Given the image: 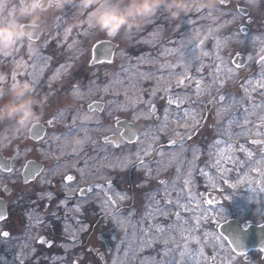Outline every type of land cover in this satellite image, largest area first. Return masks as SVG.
<instances>
[{"label": "rangeland", "instance_id": "obj_1", "mask_svg": "<svg viewBox=\"0 0 264 264\" xmlns=\"http://www.w3.org/2000/svg\"><path fill=\"white\" fill-rule=\"evenodd\" d=\"M72 3L77 4L78 0H73ZM69 5L62 12L49 14L44 26L45 34L58 31L72 36V32L76 30L83 35L84 39H79L71 46L76 47L80 52L83 51L81 42L84 41L91 46L102 38L114 41L117 44L114 60L96 69L104 75L107 74L110 83L107 88L104 87L102 90L100 88L99 92L101 91L104 97L107 94L109 101H117V103L110 107L109 101H106L107 108L104 114L93 113L95 119L87 126L89 128L87 133L73 128L69 135L72 117L76 115V110H81V113L88 112L86 109L88 103L85 100L78 103L70 101L73 97H65L68 93L56 94L54 95L56 99L50 101H47L48 97H46L44 100L48 103L41 102L43 111L41 121L48 124V120L56 117V122L40 141L29 139V128L20 129L12 123H0V151L11 157L13 161L11 173L0 170V195H4L3 186L11 184L13 191L8 198L12 208L32 207V211L35 212L40 202L45 207H54V219L59 223L57 227L61 230L57 231L59 238L53 237L55 244L51 254H79L82 246L85 250L90 246H100L102 252L108 256L107 264H114V262L129 264L124 252L131 246L137 251L131 264H212L214 256L217 257L215 264H221V261L224 264H232L235 260V257H232V246L228 243V238L223 239L225 235L221 237L220 228L222 222L231 218L246 223L248 220H256L264 213V176L252 170L257 166L259 158L264 157V145L251 143L254 139L264 140V134L255 135L257 128L248 125L245 128H252L250 133L245 131L243 135H234L240 133L241 128L235 125L228 128V117L218 119L215 114L218 109L209 105L208 101L219 95L218 89L219 91L224 89L223 94L226 100L223 102V107L229 108L232 100L228 94L231 93L235 100L241 101L236 106L235 115L241 118L242 123L244 109L250 103L259 104L264 100L259 90L253 92L251 89H248V92L252 100L248 103L242 100L247 82L258 80L261 72L264 71L262 63L258 64L259 56L262 54L261 48H264V16L251 9L249 16H245L236 11L239 6H247L243 0H232L231 4L222 7L221 13H214V17H218L216 19L206 16L202 18V14L196 12L178 20L166 19L167 14L162 11L163 15L159 14V17L157 15L139 31H134L131 35L111 38L89 25L86 14L82 15L78 8H71ZM77 17L80 19L77 20ZM248 17L252 19L251 22H247ZM244 25L249 28L247 33L241 31ZM146 29L149 30L146 31ZM143 41L158 48L155 52L152 50L145 54L141 50ZM182 42L187 46L181 48L184 52L183 58L175 51L181 47ZM29 44L36 55L48 59L35 60L29 52ZM20 46L26 47L25 55L31 60H27L25 55L18 56V61L8 62L6 73L1 71L0 67V75L7 78L0 82V85H12L13 74L17 81H20L17 76L21 77L23 70L19 68L23 69L29 65V71L33 72L32 65L35 64L37 73L40 69L44 72L46 66L52 61V57L46 55L47 53L38 43L24 42ZM136 46L139 47V51L131 54L130 48ZM190 49L192 51H189ZM204 52L208 55L204 56ZM193 53L199 57V60H191ZM237 54L246 56L247 62L244 66L235 64L234 58ZM91 56L90 50L86 64ZM70 61V63L74 62ZM1 63L2 59L0 66ZM166 64L174 67H163ZM70 66L72 67L73 64ZM170 73L171 78H169ZM185 76L188 77L185 85L177 86L176 79ZM153 77H161V79L157 81ZM221 80L224 81L223 85L220 84ZM197 81L201 82V90L207 89L199 98L196 96ZM189 84L193 87V92L189 91L187 87ZM109 86L111 89H108ZM169 88L170 91L166 92L165 89ZM152 91L156 92L155 97L150 95ZM73 93L76 96L81 94L77 93V90ZM185 94L190 101L181 103L180 112H177V105H171L168 109L169 123L165 124L164 109L167 106L168 96L184 97ZM138 98L155 104L156 116L160 119H156L155 116L149 118L148 104H137ZM80 105H83L84 109H81ZM205 107L207 110H204ZM183 109H196L197 112L193 115L197 119L201 112L205 117L195 131L191 129L192 115L183 117ZM70 110H75L73 116L70 115ZM116 117H126L132 121L139 140L126 142L121 138L119 148H116L114 144L102 142L94 146L93 141L100 140L102 135L115 133L120 136L121 131L115 126ZM178 119L180 127H177ZM249 119L255 120V115L250 116ZM256 124L259 125V121H256ZM184 125L189 126L192 139L185 140L184 148L188 151L181 152L179 144L171 145L169 139H178L173 135L174 132L186 136L188 133L184 131ZM157 126H159V137L153 142L146 133L157 132ZM225 130L227 135L223 134ZM64 137L71 141L67 146H64ZM75 137H86V143L76 146L73 143ZM241 137L245 138L241 140ZM217 140L223 142L218 148L212 147ZM230 143L235 145L227 155H232L242 162L238 165L225 159L226 155L220 151ZM146 144H151L153 151L151 156L141 154L140 159L147 165L144 167L140 159H137V153ZM193 146L199 147V154L192 165L193 178L184 185L182 181H176L178 167L176 161L182 158L186 167L187 162L193 160L191 151ZM241 146L252 152L251 158L246 152L240 150ZM74 147L77 151H73ZM159 151H163L165 157L163 167L158 169L155 161L161 160ZM30 158L43 162L45 168L33 182L25 185L22 180V170L25 162ZM217 159H223L222 166L231 169L226 176L228 183L218 178L219 173L213 166ZM129 160L131 163H127ZM111 162H115L114 167L109 166ZM148 168L152 169L151 175L148 174ZM202 171L215 178V187H213V181L201 174ZM69 172L77 176L75 182L67 183L64 180ZM261 172H264V167L261 168ZM161 180L177 183V190L172 191L169 198L175 200L179 194L180 203L186 205L189 210L184 213V208L170 205L167 206L170 212L168 216L157 215L154 220L142 219L149 204L159 201V207L166 206ZM54 183H56L55 186ZM233 184L236 185L235 188L231 187ZM82 186L91 188L92 191L86 196H80L79 190ZM209 193L219 196L212 205L207 204ZM48 194H51V199ZM109 196L116 201L115 204L108 200ZM120 196H124L125 199L121 200ZM138 196H141L142 202H138ZM61 201L65 203L60 204ZM176 212H179L182 217L179 225L192 230L184 233H181L179 228L173 230L168 233L171 239L167 245L159 238L152 239L155 229L149 231L150 226L160 224L167 228L168 225L177 222ZM26 214H29L28 218L33 216V222L36 221L33 213ZM202 215H207V219H200L197 226L196 221ZM117 217L127 220L128 223L123 227L120 226L116 222ZM184 221L188 224L184 225ZM12 233L15 236L12 235L8 239L0 236L7 252L18 254L21 259L24 258L23 256L37 253L36 230L17 228ZM189 234H192L191 238L188 237ZM193 237H198L200 242L197 243ZM216 237H220L219 242L224 244L223 249L214 247ZM17 239L20 241L16 243ZM14 240V244L11 245ZM108 243L111 246L110 249L107 248ZM184 243L188 245V254L181 259L180 252ZM138 245H142V250L137 247ZM13 246L16 251L9 250ZM201 248H203V256L200 255Z\"/></svg>", "mask_w": 264, "mask_h": 264}, {"label": "flooded vegetation", "instance_id": "obj_2", "mask_svg": "<svg viewBox=\"0 0 264 264\" xmlns=\"http://www.w3.org/2000/svg\"><path fill=\"white\" fill-rule=\"evenodd\" d=\"M159 17V15H158ZM252 20V19H251ZM250 20V22H251ZM149 29H146V31ZM49 36V37H48ZM83 35H80L77 33L75 30L72 32V36L66 35L64 32H58V31H53L51 34H45V28L43 27V32L39 36L38 39L32 40V41H26L35 43L40 46H42V49L45 50L47 53L46 55L52 57V61L50 64L46 66L44 69L41 82L36 86L35 90V95L37 98L42 102L46 101L44 98L48 97L47 101L56 99L54 95H61V94H66L65 97H73V99H70V101H73L75 103L82 102V100H85L88 104H86V109L90 113H99V114H104L107 105L105 104L106 101H109L107 94L106 97L103 96L101 90L105 87L107 88L109 83V78L106 75L102 74L101 71L96 69L97 67L104 65V64H110L107 62H102V63H96L92 64L93 60V48L95 44L102 40V39H107V38H102L97 40L92 44V46L88 43L81 42L83 44L82 47V52L79 51L74 46H71L72 44H76L79 39H84L82 38ZM48 38V39H47ZM143 47L141 50H143V53H150L152 50L154 52L157 49L156 47H152L149 43L142 42ZM117 45V44H116ZM91 47V49H90ZM91 50L92 56L90 61L86 64V60L88 57V51ZM117 51V47L115 49ZM114 51V52H115ZM131 54H135L139 51V47H132L130 48ZM26 52V47L19 46L18 51L13 54L11 59H7L5 57L0 56V60L2 59V65L1 71L6 73V69L8 67V62L15 60L18 61V56L22 57ZM2 57V58H1ZM27 60H31L29 56H26ZM73 60V63H70ZM76 60V61H75ZM114 60V59H113ZM18 64V63H17ZM16 64V66H17ZM70 64H73L71 67ZM28 65V64H27ZM65 65V67L62 69L60 66ZM7 66V67H6ZM15 66V67H16ZM30 66L28 65L27 67H24L23 69L19 68V70H23L22 76L19 77L17 76L18 80H30L31 77L29 76V73L32 71H29ZM74 86H79L77 93V96L74 95L76 90H74ZM89 88L92 89V91H89ZM108 89H111L109 86ZM73 93V94H72ZM113 92H110V96L112 97ZM63 96V95H62ZM61 96V98H63ZM46 101V102H47ZM68 101V100H64ZM92 101H97V102H102L103 105V111L99 110H90L88 108V105L92 103ZM48 103V102H47ZM81 109H84L83 105H80ZM45 110V109H44ZM75 110H70V115H74ZM119 119H127L126 117H116L115 121V126L117 129V122ZM42 122V121H41ZM44 123V122H43ZM45 124V123H44ZM47 125V133L49 131L50 127L54 126L53 124H46ZM122 129H120L121 131ZM46 133V135H47ZM45 135V136H46ZM104 135L100 136V140H94L93 145H99L101 142L103 144H114L111 142H105L103 140ZM30 139V135H29ZM33 141V139H31ZM102 140V141H101ZM121 143V140L118 144ZM4 154V153H3ZM5 155V154H4ZM7 156V155H5ZM9 157V156H7ZM11 158V157H10ZM33 159V158H30ZM28 159V160H30ZM28 160L25 162L23 170H22V180L25 185L31 183L36 179L43 171L45 168V164L41 161L40 162L43 165L42 171L37 174V176L30 180L29 182L24 181V169L26 167V164ZM36 160V159H35ZM12 161V158H11ZM13 163V161H12ZM73 176L74 179L69 181L66 179L67 176ZM77 176L73 172H69L66 174L64 177V180L67 183L75 182L77 180ZM56 183H54L55 186ZM5 184L2 188L3 194L5 195H0L1 198H4L7 202L6 203V209H7V214L5 217L0 218V236L4 239H8L12 235L15 236L13 230L15 231L17 228H23V229H32L36 230L37 232V239L35 240V248L37 249V253L33 254L31 256H23L24 258L21 259L18 254H11L12 252H7L5 244H3L4 241L0 240V264H19V263H26V264H107V258L108 256L105 255V253L102 252L100 249V246H90L87 250H85L84 246H82L79 250V254H51L53 251V246L55 244V238H59V233L57 231H60L61 229L57 227L59 225L58 222L55 221L54 215H53V208L52 206L50 207H45L42 202L39 203V208L36 209V211H32V207H27L28 209L22 207V208H12L11 207V202H9V196L11 195V192L13 191L12 185L10 184V192L6 193L5 191ZM53 187V186H52ZM84 190L83 193L81 190ZM88 187L82 186L80 187L79 194L80 196H86L89 194L87 191ZM26 196V195H25ZM34 197V196H33ZM35 200V199H34ZM42 204V205H40ZM26 213H33L36 221H32V217L28 218ZM234 219V218H231ZM235 220V219H234ZM236 222H239V224L243 227L244 230L250 228L251 226H262L264 225V213L261 214L256 220H248L246 223H242L238 220ZM4 232L9 233L10 235L5 237L3 235ZM54 237V239H53ZM14 238V237H13ZM41 238H43L47 243H41ZM8 241V240H7ZM20 241L17 239L16 243ZM25 241V239H24ZM23 241V242H24ZM15 242L12 241L11 245H13ZM17 245V244H15ZM51 245V246H49ZM107 248H111L110 244H107ZM233 248V247H232ZM14 251V246L12 248H9V250ZM89 249H92L93 251H89ZM16 251V249H15ZM81 252H86L88 254H84ZM235 257V260L232 259L233 263L232 264H264V246H259V247H252L250 245H243L240 249V251H235L233 252V256Z\"/></svg>", "mask_w": 264, "mask_h": 264}, {"label": "snow or ice", "instance_id": "obj_3", "mask_svg": "<svg viewBox=\"0 0 264 264\" xmlns=\"http://www.w3.org/2000/svg\"><path fill=\"white\" fill-rule=\"evenodd\" d=\"M232 3V0H222L220 6L213 12V11H209L207 9H204L200 6L195 7V9L193 10V12L196 13H201L202 14V18L204 16H206L207 18L210 19H216L218 17H214V13H221V9L223 6H227L229 4ZM71 8H78V5L76 3H72L69 5ZM236 11L238 12H244L247 13L249 11V9L247 7H241L236 9ZM258 14H261L262 16H264V5H261V8L256 11ZM164 13H161V15H163ZM223 14V13H222ZM231 14V13H228ZM170 18L168 15L165 17ZM89 23V22H88ZM89 25H91V23H89ZM70 31V29L68 30ZM38 32L39 30H37L36 32H34L32 34V36L29 38V41H32L34 39V36L38 37ZM190 43V41H189ZM201 43H203V41H201ZM187 46L182 42L181 44V48H186ZM167 51V50H166ZM189 51H192L191 49ZM29 52L32 54V57L35 60H44V59H48L46 57L40 56V55H36V53L34 52V50L31 48V45L29 44ZM261 55L259 56V60L261 62H264V48H261ZM180 57L183 58L184 57V52L181 51L179 53ZM204 56H207L208 53L204 52L203 53ZM249 59H252V57H249ZM191 60H199V57H196L193 53V55L191 56ZM34 71L29 73V76L31 77V82L33 83V85L35 86V90H36V86L41 82V77L43 75V69H40L39 73H37L35 71V64L32 65ZM62 69L65 67V65H61L60 66ZM163 67L165 68H171L174 67L172 65H164ZM262 68H264V63H262ZM172 74H169V78H171ZM7 78L3 75H0V82L5 81ZM12 79V85H15L17 83H19V81H17L15 74L12 75L11 77ZM153 79H156L157 81H159L161 79V77H153ZM188 79L187 76L183 77V78H178L176 79L175 83L177 86H183L185 85V80ZM200 81L196 82V87H197V91H196V96L197 98L203 96L205 94V92L207 91V89L205 90H201L200 88ZM220 84L223 85L224 81L221 80ZM241 87H244V85H241ZM79 86H74V90H78ZM248 89H251L253 92L256 91H260L261 95L264 96V71L261 72V78L256 80V81H248L247 82V87H244V91H245V96L242 98L243 102L248 103L249 101L252 100L251 95L248 92ZM89 91H92L91 88H89ZM166 92L170 91L169 89H165ZM219 91V89H218ZM127 95V94H126ZM150 95H152L153 97L156 96V92L152 91L150 93ZM229 98H231L232 102L229 108H224L223 107V102H225L226 100V96L224 94H219L215 97H213L211 100L208 101L209 105H213L214 107H216L218 110L216 111V116L218 119L223 118V117H228L227 119V127L231 128L233 125L238 126L241 128V132L240 133H235L234 135H243L245 131H248L249 133L252 131V128H245V126L248 125H252V127L257 128V131L255 132V135L260 136L262 134H264V100L261 101V103L257 104V103H250L248 107H246L244 109V116L242 118V123H241V118H238L235 115V111H236V106L241 103V101H237L235 100L234 97H232V94L229 93L228 94ZM190 98L187 97V94H185L184 97H181L179 95L173 97L172 95H169L167 98V106L164 109V122L165 124L169 123L168 121V117L170 115L168 109L171 107V105L175 104L177 105V112H180L181 110V103L182 102H189ZM117 101H109V106L111 107L112 105L116 104ZM137 104L139 103H146L148 104V111H149V118H152L153 116H155L156 119H160L159 116H156V106L155 104H152L150 102H146L143 101L141 99H137L136 101ZM88 108L90 110H99V111H103V106L97 102V101H92V103H90L88 105ZM204 110H207V108L205 107ZM197 112L196 109H183V117H189L190 115H192V119H193V123L191 125V129L192 131H195L196 128L199 127L200 125V121L205 119V117L202 115V112L199 116V119H197V117L195 115H193V113ZM81 114V110L77 109L76 110V115L72 117V127L69 129V135L71 134V131L74 129L78 130V131H83L85 133H87L89 131V128L87 127L90 123H92L93 121H81L79 120V116ZM255 115V120H251L249 119L250 116ZM256 121H259V125L256 124ZM56 122V117H53L52 119L48 120L47 123L48 124H53ZM98 123V121H97ZM177 123V127H180V123H179V119L176 121ZM37 124H33L32 128H35V132H33V136L37 139H43V137L41 136V133L44 131L43 126H40L37 128ZM158 127V131L157 132H153V133H146V136H149L151 138V140L153 142H155L156 140H158L159 137V126ZM184 131L186 133H188L186 136H181V134L179 132H174L173 135L177 136L178 139H169V143L172 145H177L179 144L181 152H185L188 151V149L184 148V142L185 140H191L192 139V135L191 132L189 131V126L188 125H184ZM30 131L32 129H29ZM224 135H227V130H225V132L223 133ZM134 135V134H133ZM59 139V138H58ZM105 141L107 142L109 140V138L107 136L104 137ZM65 140V145L67 146L68 144L71 143L70 140H68L67 137H64ZM137 140H139V137H137ZM223 141L217 140L214 142L213 146L214 148H218V146L222 143ZM251 143L253 144H260V145H264V140L261 139H254L251 141ZM78 146V145H76ZM116 148H119L120 145L116 144L115 145ZM241 151L246 152L247 156L249 158L252 157V152L248 151L247 148H244L243 146H241L240 148ZM73 151H77V148H73ZM153 151L152 145L151 144H146L141 148V151L139 153H137V159H140L141 154L143 156H151ZM192 151V156H193V160L192 161H188L187 162V166L185 167L184 165V161L182 158L178 159L176 161L178 167H177V176H176V181H182V183L184 185H187L191 179L193 178V171H192V165L193 162L198 158V154H199V147L198 146H193L191 148ZM221 152H223V150H220ZM159 155L161 157L160 161H155L158 165V169L160 167H163V161H164V157H165V153L163 151H159ZM225 159L231 161L234 164H240L242 163L241 161H239L238 159H236L234 156L232 155H227L225 157ZM127 163H131V161H127ZM140 163L142 166L147 167V165L144 164V161L142 159H140ZM224 160L223 159H217L215 161V164L213 165L216 169L217 172L219 173V179L221 181H223L224 183H228L226 176L227 173L231 170L227 167H223ZM109 166L114 167L115 166V162H111L109 164ZM264 167V160L258 161L257 162V166L252 169L255 172H260L262 176H264V172H261V168ZM0 170L6 171L11 173L13 171V169L5 163H0ZM166 170V169H165ZM152 173V169L148 168V174L151 175ZM38 174V173H37ZM202 175H204L205 177H207L210 181H213V187H215L214 184V177L209 176V174L207 172L202 171L201 172ZM27 179V177H26ZM67 180L71 181L74 179L73 176L69 175L66 177ZM243 182V181H241ZM161 185H163V199L166 201V206L164 208L159 207V201H156L154 204H149L148 209H146L145 215L144 217H142V219H147V218H151V219H156V216H168L170 214V212L167 209V206L170 205H174L176 207L179 208H184L185 211H188V207L185 205H182L180 203L181 200V196L178 194L175 198V200L169 198L171 196V192L172 191H176L177 190V183L176 182H172V183H168L166 181L161 180L160 181ZM109 186L111 185V181H108ZM97 187H100V185H97ZM231 187L235 188L236 185L233 184L231 185ZM83 189L81 190V192L83 193ZM88 192H91L92 189L88 188L87 189ZM180 191H183V189H180ZM49 195V199H51V194ZM121 200L125 199L124 196H120L119 197ZM108 200L112 203L115 204L116 201L112 200V198L109 196ZM65 201H61L60 204H64ZM214 203L213 199H209L207 201L208 205H212ZM221 211H223V209H221ZM53 215H55V213H53ZM176 217H177V222H174L173 224H170L167 226V228H165L163 225L160 224H156V225H152L149 228V231H151L152 229H155V231L152 233V239H157L159 238L160 240L163 241V243L165 245L168 244L169 239H171V237L168 235V233L172 232L173 230H176L177 228H179V231L181 233L184 232H190L192 229L188 228V227H184L182 225H179V221L182 219V217L180 216L179 212L175 213ZM200 219H207V215H202L200 218L197 219V226L200 223ZM116 222L117 224H119L120 226H124L125 224L128 223L127 220H121L118 217L116 218ZM184 225H187L188 222L184 221L183 222ZM135 227V226H133ZM3 235L5 237L9 236L10 234L7 232H4ZM223 236V234H221V237ZM193 239H196L197 243H199V238L198 237H193ZM216 243L214 244V247H219L221 249H223L224 244L220 243V237H216L214 238ZM223 239L227 240V237H223ZM41 243H47V241H45L43 238H41ZM229 244L234 245V247L231 249V251L235 252L236 249L240 248L243 246L242 241L240 240V238L238 236H234L232 237V239L230 241H228ZM51 246V245H49ZM138 248H141L142 250V245H138ZM89 251H93L92 249H89ZM188 254V245L187 243H185L184 245V250L180 252V257L181 259H183L186 255ZM137 255V251L136 249H133L131 246H129L127 248V250L124 252V256L128 259L129 264H131V260L133 257H135ZM200 255L203 256V248L200 249ZM206 259V258H205ZM217 257H212L213 260V264H215ZM114 264H118V262H114ZM221 264H224L223 261H221Z\"/></svg>", "mask_w": 264, "mask_h": 264}, {"label": "clouds", "instance_id": "obj_4", "mask_svg": "<svg viewBox=\"0 0 264 264\" xmlns=\"http://www.w3.org/2000/svg\"><path fill=\"white\" fill-rule=\"evenodd\" d=\"M73 0H0V55L12 56L34 32L42 29L49 14L62 12ZM222 0H78V10L100 33L116 38L131 35L152 21L163 11L170 19L178 20L200 6L215 11ZM256 12L264 0H243ZM80 17H77V20ZM181 52V47L175 49ZM38 109H40L38 111ZM43 116L41 101L35 95L30 80L15 85H0V123H12L28 129L40 123ZM95 115L82 112L81 121H91ZM86 137H75L73 143L81 146Z\"/></svg>", "mask_w": 264, "mask_h": 264}, {"label": "water", "instance_id": "obj_5", "mask_svg": "<svg viewBox=\"0 0 264 264\" xmlns=\"http://www.w3.org/2000/svg\"><path fill=\"white\" fill-rule=\"evenodd\" d=\"M245 7V6H240ZM244 15H248L249 11L247 13L241 12ZM243 32H247L248 28L246 26L242 27ZM43 32V29H40L38 32V37L41 35ZM38 37L34 36V40L37 39ZM115 43L110 41V40H100L98 41L95 46L94 50L92 53H94V58L92 60V64H96L99 62L103 61H111L113 58V54L115 51ZM246 57L243 56V54H238L236 55V58L234 59V62L237 64V66H243L246 64ZM261 63V61L259 62ZM102 106L104 105L102 102H99ZM118 127L124 128L122 135L125 137L126 140L128 141H134L138 134L135 131V126L132 122L127 121L126 119H120L117 123ZM43 126L44 131L41 133V136L44 137L47 128L45 125H43L41 122L37 125V128ZM30 131V137L31 139L33 138L36 141H39L41 139H37L33 136V132H35V128H31ZM134 134V135H133ZM105 137V136H104ZM109 140L107 142H115V145L119 143L118 136L116 134H109L107 135ZM105 141V139L103 138ZM106 142V141H105ZM172 145V144H171ZM0 163H5L8 164L10 167H12L11 164V159L7 158L3 155L2 152H0ZM43 169V165L34 160L30 159L28 160L26 167L24 169L23 175H24V181L27 183L30 180L34 179L37 176V173L39 174ZM3 171V170H2ZM27 177V179H26ZM5 191L6 193L10 192V185L5 186ZM209 199H213L214 202L218 200L217 196H214L212 193L209 195ZM6 200L4 198L0 197V218L5 217L7 214V209H6ZM221 232L229 239V241L232 239L234 236H238L240 240L242 241L243 245H250L252 247H258V246H264V225L262 226H251L250 228L244 230L243 227L238 223L235 222V220H230L221 226ZM234 247V245H232ZM241 247L236 249L237 251H240Z\"/></svg>", "mask_w": 264, "mask_h": 264}, {"label": "bare ground", "instance_id": "obj_6", "mask_svg": "<svg viewBox=\"0 0 264 264\" xmlns=\"http://www.w3.org/2000/svg\"><path fill=\"white\" fill-rule=\"evenodd\" d=\"M260 78H261V77H260ZM260 78H259V79H260ZM187 87H188V89H189L190 92H193V87H191L190 84H189ZM217 93H218V94H223V93H224V89H223L222 91H218ZM191 97H193V95H191ZM243 138H245V137H241L240 139L243 140ZM234 145H235L234 143H230V144L226 145L225 147H223V148L221 149V150H223V152H221V153H222L223 155H226V156H227V154L229 153L230 149H232ZM261 160H264V157L259 158V161H261ZM257 173H260V172H257ZM137 200H138V202H142L141 196H138ZM185 206H186V205H185ZM186 212H188V211H185V210H184V213H186ZM196 222H197V221H196ZM188 237L191 238V237H192V234H189ZM184 244H185V243H184ZM184 244H183V249H182V251L184 250Z\"/></svg>", "mask_w": 264, "mask_h": 264}]
</instances>
